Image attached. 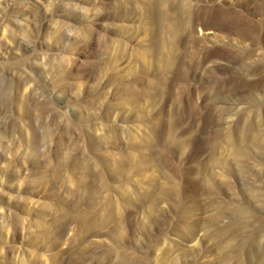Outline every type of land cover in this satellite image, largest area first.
Returning a JSON list of instances; mask_svg holds the SVG:
<instances>
[{
    "label": "rangeland",
    "instance_id": "1",
    "mask_svg": "<svg viewBox=\"0 0 264 264\" xmlns=\"http://www.w3.org/2000/svg\"><path fill=\"white\" fill-rule=\"evenodd\" d=\"M181 2L174 78L145 0H0V264H264V0Z\"/></svg>",
    "mask_w": 264,
    "mask_h": 264
},
{
    "label": "bare ground",
    "instance_id": "2",
    "mask_svg": "<svg viewBox=\"0 0 264 264\" xmlns=\"http://www.w3.org/2000/svg\"><path fill=\"white\" fill-rule=\"evenodd\" d=\"M182 0H179L176 3H172L168 0H145V4L148 6V11L149 13H151L154 9H156V7L159 9V11L161 12V17H162V24L164 27L168 28V32H169V37H165V38H161V36L159 37L160 39H158L157 41V46H158V53L161 57V59L164 61V63H166L168 66V70L171 71L172 73V77L176 76V77H182L184 76V74H182L180 71H177V68H174V64L179 62V57L178 56V45L179 43H181L182 41V26L184 24L185 27H187L186 29L188 30V32H192L193 28L196 24V22L200 21V15L202 14V12H198V9H194L190 6V4H183L181 2ZM173 4L175 5H180L184 8V13H186V20L185 19H181L179 17V8L176 6L175 11L173 13H167V8H169L170 6H172ZM152 8V9H151ZM177 51V53H176ZM177 71V72H176ZM175 78V77H174ZM167 77H163L160 78L158 82H160L161 86H159L158 90L159 93H167V90L169 88V86L166 84ZM181 90L185 89L184 84L180 87ZM125 90H128L125 89ZM187 90V89H185ZM187 96V103H189V99L188 95ZM186 102H184L185 105H187ZM177 114V113H176ZM182 115L179 117L181 118Z\"/></svg>",
    "mask_w": 264,
    "mask_h": 264
}]
</instances>
